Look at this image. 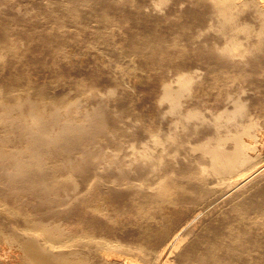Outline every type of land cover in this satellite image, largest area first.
Segmentation results:
<instances>
[{"label":"rangeland","instance_id":"1","mask_svg":"<svg viewBox=\"0 0 264 264\" xmlns=\"http://www.w3.org/2000/svg\"><path fill=\"white\" fill-rule=\"evenodd\" d=\"M92 1L93 0H63V1L62 0H0V44L2 45V46L0 45V54H1L0 55V59H1L0 60L1 61L0 62V64H1L0 65V73H1L0 74V88L3 89V91L5 90L4 91L5 93H10V94L12 93V95L8 99H13V100L16 99L15 95H14V93L16 91H17L16 93L19 96L22 95V98H24L26 95L27 96L29 95V97H31V98L38 99V98H40L41 94L44 96L45 92H46V95H49V96L45 95V97H47L48 99H50L52 97V99H56V100H60V101H65L66 98L68 99L69 96L70 97H73V96L77 97L78 101L80 102V103L78 102L79 105L76 106L77 108H75V110H73L67 114H65L66 111H64V109H61L62 113H61V111H59L62 114L60 117H63L65 114V116H70L71 118L73 117V119H78L81 116L80 118H83L86 126H85V128L80 129L82 132L79 129L75 130L76 128H73L74 129L73 131H72V129L68 130L66 132V134L63 135L65 137V138H63V140L65 139L66 141H61L60 140L61 138L59 140L57 139L58 142L56 140L51 141L50 146L55 148V149L52 148L53 150H55V152H53V150L51 151V153H53L52 157L55 158L54 164L58 165V163H61V164H59V166H57V167H59V170L62 168L64 170H68L70 168V166H72L71 168L75 167V165L73 163V161L75 160L74 162H76V163L78 162L80 164V165L78 163L76 164V166H78V165L80 166V167L79 166L75 167V171L77 170V168H79L76 171V173L77 172H79V173L83 172L81 175L79 173L75 174V177L76 178L78 177L77 179L80 180V182L84 181V182L91 183L94 180H100L102 178H103V182L105 181L103 184H101L102 186H99V188L95 187V189H94L92 186V188L89 189V191H88L89 193L87 192L86 194H89L88 196H89L90 200H85L83 202H80L79 200L78 201H76V200L72 201V199L70 200V198H68V197H65L66 201H64V197H62L63 199H61L62 200L61 201V200L57 199L56 195L51 197L50 199L49 198L46 199V198H44L45 196L43 195V192L45 189H47V187H42V186H40V187H28V188L24 189V191H22L21 189L19 191V187L17 189L12 187V189H11L12 192L9 191L10 193H7L8 190H10L12 183L13 182L16 183L17 182L16 179L17 178L19 179V177L14 179L15 181L13 179L10 180L7 178L6 179L2 178L3 179L2 180L0 178V188L5 187V188H3L4 190L1 188L0 191L1 190L3 192L7 191V192H5L7 194H3L0 196V264H25L24 263L25 261H23V259H21L22 258L21 254H24V253H23L22 249H19L17 242L13 238H9V240L5 239V232L7 231L5 228L9 226L8 222L10 220H12V221L16 220L17 223H21L22 221H20L21 219L19 220L18 217L22 218L20 216L23 213L34 214V215L36 213L39 215L41 214L40 216H42V214L46 215V213H47L46 217H49L50 219L52 218L51 221L49 218L46 219V220H48V222L49 221H50V223L51 222H53V223L58 222L64 228L65 227L67 228L65 230V234H67L66 232H68V229L69 230L73 229L72 231H74V232H72L70 230L72 234L75 233V231H78L76 233H80V229L78 230V228H80L81 223L79 222L80 224H78V222H77L78 220H76V218L83 217L80 219L89 220L91 222V225L93 226L91 228L94 231L93 232L91 230L92 231L91 235H93V233L95 235L92 237L96 238L97 241H98V239H100L99 241L102 242L103 246H105V247L108 246L107 247L108 250L111 249L110 250L111 253L109 254L110 256L108 257L109 258L108 261H112V264H120V263L121 264H166V263H164V261L166 260V257L168 254V249L166 248V251H164V252H162L163 251L162 249L170 242V240H171L170 238H172L173 235L176 233V230H177V227H178V224L180 223V221L185 219L189 215V213L191 212V210L189 209L191 204L187 205L184 203L185 205H182V203H180V199L182 197L187 198V197L194 194L189 189H190V186H192L191 185L192 184L191 176H192V170L195 169V162L190 159L191 152L186 150L187 145L185 146V144L190 143L188 141H190L191 139H192L191 141H193V139H194V141H196L200 138L202 139L204 137V135L208 132V130H209L208 128L210 125H208V127H207V122L211 123V120H212L211 117L216 115V114H214L216 111H215V108L213 109V106L217 108L216 110H219V108H220L219 111H221L222 109H224L226 107V106H224L225 104H224L223 100H224V98H226L225 95H227V93H228V92H226V90L229 91V88H230V90L234 89L235 92L237 91V95H240V93H241V98L244 100L245 106L246 105H247L246 107L249 106L247 109H246V107H244L245 110L243 109V111H246V113L248 114V116L246 118H243L244 119L243 121L248 120L250 114L253 116L252 117L250 115V119L253 122L252 126H251V129H252L251 131H253V132H251V134L253 133L252 135H255L257 133L256 134L257 137L252 136V139H251V137L246 135V136H244V140L246 142H250L253 145V149L251 148L252 150L250 149L249 151H250L251 155L253 154L255 156V154H256V157H254V159L256 161L264 163V118H262V117H264V115H263L264 114V107H263L264 106V101H263L264 100V52H263L264 51V34L259 33V31H260L259 27H260V25L262 26V24H263V23L261 24V22H262L261 19H263V17L260 14H258L259 12L254 9L253 5L251 6V4H248L250 6H248V5L244 6L245 7L244 9L243 8L237 9L236 10L237 13H235V14H237V16L235 15V17H234V19H236L235 21H237L238 24L243 26V24L246 23L245 25H247V27L249 29L240 28L241 30L236 31L235 29H233L234 31H232L229 23L228 24L224 23V21L221 22V18L219 19V15L217 14V12H218L217 6L212 7L215 4L212 0H210V1L209 0H188V1L187 0H184V1L183 0H123V1L122 0H95L93 2ZM207 1H208V4H207ZM63 2H64V4H62ZM137 2L138 3L140 2L141 5H140V3L138 5ZM187 4H188V6H187ZM91 5H92V7H91ZM153 6H155V8H157V9L159 8L160 9V10L158 9L159 12L156 11L157 9L153 11V9H154V8H152ZM73 7H74V9H72ZM160 7H162V8H160ZM104 8H106V9H104ZM51 10H54V11H51ZM98 11H100V12L98 13ZM134 11H135V13H134ZM242 11H244V12H242ZM250 11H252V12H250ZM144 12H145V14H144ZM131 13H132V15H131ZM208 13H209V16H208ZM117 14H118V16H116ZM155 16H156V18H155ZM57 19H59V20H57ZM125 19H127V20L125 21ZM248 19H250V20H248ZM17 21H19V22L17 23ZM59 21H62V22L65 21V22L62 23ZM75 21H77L78 24ZM257 21H259V22H257ZM125 22H126V24H125ZM127 22H128V24H127ZM255 22H256V24H254ZM107 23H108V25H107ZM122 23H124V24H122ZM216 23H217V25H216ZM248 23H251V24H248ZM164 24H166V25H164ZM121 25H122V27H121ZM128 25H130V27ZM93 26H95V27L93 28ZM100 26H101V28H100ZM221 26H223V27H221ZM159 27H160V29H159ZM247 27H245V28H247ZM96 28H98V29H96ZM200 29H202V30H200ZM65 30H67V31H65ZM253 30L256 32H254ZM224 31H225V33H224ZM247 31H250V32H247ZM238 32H239V34H238ZM245 32H246V34H245ZM100 33H103V34H100ZM125 33H127V34H125ZM232 33L234 35L238 36L239 39H241V40L243 39L242 40L243 41L242 44H244L243 47L244 48L246 47L245 48V53H246L245 56H243L244 53H241L242 56L239 54L240 57H239V55H236V57L234 56V58L233 57L230 58L228 53H226V50L223 49V46L226 45V43L229 40V37H230L229 34L231 35ZM163 34H164V36H163ZM197 34H199V36ZM227 34L229 37L227 36ZM248 36H250V37H248ZM21 37H23V38H21ZM125 37H127L128 39ZM80 38H82V39H80ZM94 38H96V39H94ZM257 38H258V40H257ZM172 39L174 40V42ZM197 39H198V41H197ZM41 40H42V42H41ZM88 40H90V41H88ZM191 41H192V43H191ZM258 41H260V42H258ZM159 42L161 44H159ZM13 43L14 44L16 43V44L14 45ZM81 43H82V45H81ZM151 44H153V45H151ZM258 44H259V46H258ZM60 45H62V46H60ZM141 46H143V47H141ZM185 46H186V48H185ZM144 47H145V49H144ZM146 47H148V48H146ZM150 47H152V48H150ZM188 48H190L191 50ZM219 48L222 50L220 51ZM246 49H248V50H246ZM13 50L15 52H13ZM251 50H252V52H251ZM224 51H225V53H224ZM158 52H160V53H158ZM163 52H165V53H163ZM168 52H169V54H168ZM219 52H220V54H219ZM5 53H6V55H5ZM198 54H199V56H198ZM247 55L251 56V57L249 58ZM2 56H3V58H1ZM134 56H135V58H134ZM166 56H168V57H166ZM165 57L168 58L169 60L166 59ZM216 57H218V58H216ZM244 57H246V58H244ZM239 58H240V61H239ZM243 59L249 64L245 63V61ZM151 60H152V62H151ZM250 60L253 62H251ZM196 61H198L199 63ZM179 62H181V63H179ZM232 62L237 63V64H235L237 68L234 67L235 65ZM210 63H212V64H210ZM175 64H176V66H175ZM243 64H245V65H243ZM259 64H260V66H259ZM19 65H21V66H19ZM172 65L174 67L171 68ZM226 65H227V67H226ZM238 65L240 66L239 69H238ZM124 66H125V68H124ZM214 66H216V68ZM231 66H233L235 69L233 67L231 69ZM258 66L260 67V70H259ZM177 68H179V69H177ZM228 68H229V70H228ZM193 69L197 70L200 73V77L199 78L197 77L196 78L197 80L194 78V80H196V81H193L192 84L190 86H188L189 89L186 88V91L185 90L183 91V94H182L183 97L181 96L180 101L182 104L183 103L184 104L180 105V108H179V106L176 107L175 112H173L174 108L173 109L171 108V106L169 105L170 102H166L167 100L165 101V99L162 98V95H161V94H163L162 93L163 92L162 81H165L167 79L169 82L172 81L171 83L175 84L176 81L174 80V77H172L171 75H173V74L175 75L176 70H184V71L192 70V71H194ZM236 69L240 70L238 72L239 73L241 72V74H238ZM11 70H13V71H11ZM20 71H22V72H20ZM88 72H89V74H88ZM167 72H169V73H167ZM219 72H221V73H219ZM123 74H124V76H123ZM169 74H170V76H168ZM202 74H203V76H202ZM237 76H238V78H237ZM5 77H6V79H5ZM225 77H226V79H225ZM231 77L234 78L235 81L233 79H231ZM243 77L246 80H244ZM121 78H124V79H121ZM252 80L254 81V83ZM18 81H19V83H18ZM25 82H26V84H25ZM78 82H79L80 86H79ZM225 82H227V83H225ZM14 83H16V84H14ZM228 83H230L231 86ZM238 83H239V85H238ZM9 84L12 85L11 86L12 88L10 87ZM82 84H83V86H82ZM87 84H88V86H87ZM223 85H225V87ZM34 86H35V88H34ZM47 86L49 87V89ZM94 86H96V87H94ZM91 87H93V88H91ZM85 88H88L89 91ZM81 89H82V91H81ZM104 89H107V91ZM255 89H257V90H255ZM241 90L243 93L241 92ZM66 91L67 92L69 91V92L67 93ZM138 91H140V92H138ZM42 92H44V93H42ZM122 92H123V94H121ZM222 92L223 93L226 92V93L223 94ZM233 92L230 91L229 93L230 94H236ZM107 93H108V95H107ZM247 93H249V94H247ZM70 94L71 95L73 94V95L71 96ZM158 94L161 96H159ZM126 95H127V97H125ZM190 95H191V97H190ZM248 96H250V97H248ZM243 97H245L246 100ZM48 99H46V100H48ZM114 100H116V101H114ZM190 100H191V102H190ZM163 101H164V103H163ZM45 103H46V101H45ZM122 103H124V104H122ZM63 104H64V102H63ZM198 104H200V105H198ZM184 105H186V106H184ZM208 105L211 106V108ZM195 106H196V108H195ZM250 106H251V108H250ZM234 107H232V109ZM194 108L198 109L200 112L205 114L204 115V117L206 116L205 118H208L210 116L209 117L210 121L207 119H205L206 122L204 121L205 122L204 124L206 125V127L203 123H201L202 124L201 126H203V127L200 126L201 129L198 127V130L201 132V134H199L200 132H194L195 130H197V128L194 129V128H189V126L187 127V129L190 131H191V129H193L192 131L194 132L195 137L193 136L192 131H191L192 134L190 136L189 134L191 132H189L187 129L183 130L184 127H186L187 125L183 127L182 123L178 122L179 123L178 124L177 121H175L176 124L172 123L173 121H170L171 119L169 118V117L174 118V120L180 119L181 117L179 115L182 114L183 111H185L187 109H194ZM227 108L228 107H226L225 109H227ZM77 109H79V110H77ZM212 109H213V111H210ZM229 109L230 108H228V110ZM232 109H230V110H232ZM255 109H257V110H255ZM207 111H209V112H207ZM219 111H217L216 113H218ZM243 111L241 110L242 113H243ZM178 112H180L179 115H178ZM86 113L89 116L86 115ZM171 113H173L175 115H173ZM246 113L244 112L242 114V116ZM177 115L179 116V118L177 117ZM239 115H241V113H239ZM13 116H14V118H16L17 117L16 113ZM242 116H240L239 118H242ZM47 117H45V119H46V121L48 120L47 124L50 127L55 126V125L58 127V124L53 123L52 121H50L48 119L50 117H48V118ZM16 121H17V119H13L12 121H9V122L7 121L5 124H0V126H2V127H0V134H1V136L5 135V138L10 137L9 138L11 141L10 143H13L12 141H14L15 144H17V143L21 144V142L23 144L29 138L26 135H25L26 137L24 136V133L21 132L22 131V129L20 128L21 124H19L18 121L17 122ZM49 121H50V123H48ZM10 122H12V125H9ZM247 122L248 121H246L244 123H247ZM159 123H160V125H159ZM185 123H186V121H185ZM248 123H250V120ZM257 123L259 124V126ZM18 124L20 125L19 128H18ZM169 124H171V126ZM87 125H89V126H87ZM121 125H122V127H121ZM172 125L173 126L176 125L177 127L176 128L172 127ZM56 126L53 128H56ZM101 126H103V127H101ZM13 127H15V128L13 129ZM143 127H144V129H143ZM182 127H183V129H182ZM8 128H9V130H8ZM134 128L137 130H135ZM3 129H4V131H3ZM102 129H104L105 131ZM175 129H177V130H175ZM78 130H79V132H78ZM170 130L171 131L175 130V133L179 132L178 134L180 136H178V134L177 135L174 134L176 136L175 137L173 135L174 132L171 133ZM181 130H182V132H181ZM83 131H86V132H83ZM115 131L117 132V134L114 133ZM121 131H123L124 133ZM185 131H188L189 133L185 132ZM16 132H18V133L16 134ZM145 132L149 133V135L146 134ZM163 133L165 136L162 135ZM90 134H92V135H90ZM155 134H157V135H155ZM158 134L160 136H163L162 141H164V143L167 142V143L163 144V146L165 148L160 150V151H163V152H161V155H163V158L165 157L163 159V161H161L162 163L164 161H166L164 163V165L160 162L159 167L157 165L152 166L151 163H149V162L147 165V162L140 163L141 161L137 162L138 165H136L135 164L136 162L135 163L133 162L134 159H133L132 155H136L140 151H143L144 150L143 146H147V145L150 146L149 143L152 142V138H155V137L160 138V136ZM137 135H139V136H137ZM151 135H152V137H151ZM182 135H183V137H182ZM196 136H199V138ZM11 137L15 138V139L11 140L12 139ZM164 137L166 140L167 139H171V140L165 141ZM166 137H168V138H166ZM170 137H172V138H170ZM23 138H24V141L22 140ZM182 138H185V139H183V141H182ZM85 139H86V141H85ZM117 139H118V141H117ZM172 139H174V141ZM175 139H177V140H175ZM109 140H110V142H108ZM179 140H181V141H179ZM252 140H253V142H252ZM144 141H145V143H144ZM170 141H171V143H170ZM86 142H88V144ZM121 142H123V143H121ZM114 143H116V144H114ZM52 144H55L56 147L53 146ZM89 144H92V145L88 146ZM109 145H110V147H109ZM123 145L124 146H132L131 148L133 151H131V150H129V152L126 150L123 151L122 149H125L123 147ZM149 149H151V151H153L152 146L149 147ZM70 150H71V152H69ZM134 150H135V153H132V152H134ZM181 150H184V151H181ZM82 151H84V152H82ZM88 152H90V153H88ZM110 152L112 155L110 154ZM113 152L116 153L118 158L116 156H114L115 154L113 155ZM119 152H121V153H119ZM125 152H128V153L125 154ZM187 152L189 155L187 154ZM97 153L99 156L97 155ZM103 153H104V155H103ZM56 154L59 155V158ZM166 154H167V156L168 155H170V156L167 157ZM179 154L181 157H178ZM76 155H78V156H76ZM94 155H96V156H94ZM106 155H108V159L106 158L107 157ZM176 155H178V156H176ZM83 156L85 157L84 161L82 159ZM99 157L101 159H98V161L95 160ZM114 157L117 159H115ZM119 157H121L122 159ZM171 157H173L174 159L172 160ZM91 158L92 159L94 158V159L92 160ZM168 158H171V159L168 160ZM176 158L179 160L180 163L178 162V160ZM77 159H79V160H77ZM100 160H102L101 161L102 163L100 162ZM131 160L133 163L131 162ZM68 161H70V162H68ZM81 161H83V162H81ZM80 162L83 164H81ZM98 162L100 165L98 164ZM121 162L122 163L124 162L127 164L129 162H131V163H129L127 165L128 169L127 168L123 169V167L120 168V165L122 164ZM69 163L73 164V165H70L68 167ZM183 163L185 166L183 165ZM63 164L65 165V167L61 168L60 165L63 166ZM170 164H171V166H170ZM176 164H178V167ZM88 165H90V166L88 167ZM94 165H95V167H94ZM96 165H97V167H96ZM129 165H131L133 167H131ZM175 165L177 168L175 167ZM84 166H86V167H84ZM101 166H104V167H101ZM116 166L118 167V168H116V169H118V171L115 170ZM181 166L182 167L184 166L183 167L184 169H182ZM66 167H68V169H66ZM81 167L83 168V171H82ZM129 167H131V169L133 168L131 170L132 172L129 170L130 169ZM156 167L159 169H157ZM160 167H162V168L160 169ZM172 167H174V169H172ZM50 168H52V169H50ZM50 168H49V170L47 169L48 172L45 170L44 173H52L55 170V168L53 169V167H50ZM92 168H93V170H92ZM98 168H101L102 173L97 172ZM180 168H181V170H179ZM119 169H121L122 171ZM50 171H52V172H50ZM103 171H104V173H103ZM126 171L128 172V174ZM28 173L29 172L25 173L24 177L21 176L22 179H25V175ZM86 173H88V174L92 173V174L86 175ZM95 173L98 176H96ZM189 173H191V174H189ZM30 174H33V173L30 172ZM30 174H28V176L26 175V178L29 177ZM159 174L164 175V177H162L161 179L168 180V178H169V179H173L177 183L179 182V185L181 184L180 186H182V188L180 190L170 189L166 192V194L165 193L158 194V192H156V191L158 190V187H159V181L157 180L156 176ZM121 175H122V177H121ZM171 175H172V177H171ZM17 183H19V182H17ZM109 183L111 184V186H107V184H109ZM6 184L8 185L7 187H6ZM149 184L151 185L150 186L151 189L147 188L149 186ZM103 185H105V186H103ZM252 185H254L253 187L251 186L253 193H254L255 189H257V190L255 191L254 196L252 195L253 193L251 194L252 191H250V194L252 195V197H251L252 199L251 198L250 199L252 200V202H254V203L259 202V203H262V205L264 206V204H263L264 203V184L261 187H260V185H258V188H257V185H255V183ZM107 187H109V189ZM7 188H9V189L6 190ZM40 188H44V190L40 189ZM111 189H113V191ZM15 190H16V192H15ZM94 190H95V192H94ZM97 190H98V192H97ZM96 192H97V194H96ZM11 193H13V195H11ZM19 193L24 195L23 199H27V201L32 200V202H34L35 204L37 203L36 207L35 208L34 207L26 208L23 211H21L17 208L14 209V206H13L15 204L14 196H16L17 198H19V196H20V199L22 198V195H19ZM8 194H10L11 197L7 196ZM90 195L91 196L93 195V196L90 198ZM68 199H69V202H68ZM56 200H59V201H56ZM62 203H64V204H62ZM92 203H94V204H92ZM137 203H139V204L137 205ZM84 204H86V205H84ZM73 205H74V207H73ZM91 205H93L94 207H92ZM231 205H232V209H231V207H229L230 209L228 208V211L224 210L226 213L224 211L223 212L218 211V212H214V213L208 215L206 217V219H204L200 223V225L194 229L195 232L193 231L192 234L190 233L189 235H187V237L184 239L183 245L181 247V251H182L181 258H184V257H186V258H184L185 260L182 259V261L179 258L178 260L181 261V263L180 262L178 263L177 262L178 260L177 261L175 260L177 262V264H186V262H184V261H188L189 263H187V264H190L189 260L193 259L195 257H196L195 259L191 260L192 264H194V263L195 264H207V263L210 264V262L212 264V258H215V255L220 252L221 248L226 243V241L230 240V236H232V234L237 231V229H238L237 225L239 224L240 225L239 227H241L242 223L245 221L244 218L242 219L243 216L240 215L236 211L235 206L233 204H231ZM11 207L14 210L10 209ZM47 208L49 211L47 210ZM37 209H38V211H37ZM52 211H54V212H52ZM48 213L50 215L55 214L54 218L48 216ZM15 214H17V215H15ZM223 214H225V215H223ZM227 214H229V215H227ZM254 214L255 213H253V216L257 215V214H255V215ZM74 215H75V217H74ZM250 215L252 216V214H250ZM232 216H233V218H232ZM4 218H5V220H4ZM68 219H69V221H68ZM75 220H76V222H75ZM230 222L232 223V225ZM263 222H264V220H263ZM233 224H234V226H233ZM235 224H237V225H235ZM263 224L261 225V227L263 226L262 227L263 230H262V228L260 230L261 236L264 235L263 234V232H264V225ZM5 225H8V226H5ZM94 227L96 229H94ZM231 227H233V229ZM251 227L253 228V226H250V228ZM252 228L250 229V233H251V230H253L255 227L253 229ZM70 231L68 232V234H69V237H71V238L73 237L72 239L77 238L78 236L81 235V234H78V236H77V234L75 233L72 236ZM252 232L253 233L251 236L249 235L250 233H248V236H249L248 238H250V239L252 238V241L256 240L257 242L251 241V243H252V245H254V247L253 246L251 247V245H249V247L253 248V250L258 249V251H256V250L255 251L258 253L260 252L259 254H261V256L263 257V258L261 257L262 258L261 260L264 261V250H263L264 249L263 248L264 247V241H263L264 236H262V238H261L260 234L256 235V232L255 233H254V231H252ZM74 235L77 237H75ZM91 235L87 234V235H83V236L84 237L88 236L87 240L88 239L94 240V238H90ZM253 235H254V237H253ZM65 236L69 239L68 235H65ZM71 238H70V240H71ZM253 238L255 240H253ZM74 240H76V239H74ZM261 240H262V242H261ZM103 242H105V243H103ZM258 242H260L261 244ZM251 243L249 241V244H251ZM256 247H258V248H256ZM160 252H162V256L156 258L155 256L158 255ZM190 255H191V257H190ZM124 257H126L125 260H124ZM176 262H173V263L176 264ZM199 262H201V263H199Z\"/></svg>","mask_w":264,"mask_h":264},{"label":"bare ground","instance_id":"2","mask_svg":"<svg viewBox=\"0 0 264 264\" xmlns=\"http://www.w3.org/2000/svg\"><path fill=\"white\" fill-rule=\"evenodd\" d=\"M63 1V0H62ZM95 1V0H93ZM92 1V2H93ZM123 1V0H122ZM184 1V0H183ZM188 1V0H187ZM210 1V0H209ZM215 4L212 6V7H215L217 6V14L219 15V19L221 18V22L224 21V23H229L230 24V27L232 29V31H234L233 29H235L236 31L237 30H241L240 28H243V29H249L247 27V25H245L246 23L242 25L238 24L237 21H235L236 19H234L235 15L237 16V9L239 8H245L244 6H247L248 4H251V6L253 5L254 9L256 11H258L263 19L261 24L262 26L260 25L259 29V33L261 34H264V0H212ZM211 1V2H212ZM56 2V1H55ZM83 2V1H82ZM154 2V1H153ZM212 2V3H213ZM50 3V2H49ZM138 3V2H137ZM140 3V2H139ZM138 3V5H139ZM156 3V2H155ZM192 3V2H191ZM64 4V2L62 3ZM88 4V3H87ZM207 4H208V1H207ZM141 5V3H140ZM152 5V4H151ZM155 5V4H154ZM193 5V4H192ZM76 6V5H75ZM165 6V5H164ZM188 6V4H187ZM186 6V7H187ZM250 6V5H248ZM90 7V6H89ZM92 7V5H91ZM185 7V8H186ZM47 8V7H46ZM65 8V7H64ZM86 8V7H85ZM152 8L153 11L156 10L157 8H155V6H153ZM162 8V7H160ZM44 9V8H43ZM71 9V8H70ZM74 9V7L72 8ZM106 9V8H104ZM147 9V8H146ZM151 9V8H150ZM159 9V8H158ZM158 9L156 11H158ZM165 9V8H164ZM188 9V8H187ZM252 9V8H251ZM60 10V9H59ZM76 10V9H75ZM74 10V11H75ZM144 10V9H143ZM149 10V9H148ZM160 10V9H159ZM163 10V9H162ZM166 10V9H165ZM249 10V9H248ZM51 11H54V10H51ZM61 11V10H60ZM152 11V12H153ZM254 11V10H253ZM6 12V11H5ZM73 12V11H72ZM100 11H98L99 13ZM103 12V11H102ZM112 12V11H111ZM140 12V11H139ZM146 12V11H145ZM144 12V14H145ZM159 12V11H158ZM162 12V11H161ZM186 12V11H185ZM210 12V11H209ZM239 12V11H238ZM244 12V11H242ZM252 12V11H250ZM71 13V12H70ZM77 13V12H76ZM106 13V12H105ZM123 13V12H122ZM135 13V11H134ZM151 13V12H150ZM188 13V12H187ZM241 13V12H240ZM91 14V13H90ZM109 14V13H108ZM125 14V13H124ZM129 14V13H128ZM127 14V15H128ZM212 14V13H211ZM243 14V13H242ZM252 14V13H251ZM255 14V13H254ZM66 15V14H65ZM73 15V14H72ZM97 15V14H96ZM132 15V13H131ZM130 15V16H131ZM157 15V14H156ZM166 15V14H165ZM213 15V14H212ZM69 16V15H68ZM74 16V15H73ZM77 16V15H76ZM92 16V15H91ZM111 16V15H110ZM118 16V14L116 15ZM139 16V15H138ZM164 16V15H163ZM208 16H209V13H208ZM215 16V15H214ZM252 16V15H251ZM250 16V17H251ZM78 17V16H77ZM90 17V16H89ZM94 17V16H93ZM107 17V16H106ZM122 17V16H121ZM120 17V18H121ZM213 17V16H212ZM7 18V17H6ZM131 18V17H130ZM141 18V17H140ZM156 18V16H155ZM167 18V17H166ZM206 18V17H205ZM208 18V17H207ZM253 18V17H252ZM256 18V17H255ZM51 19V18H50ZM108 19V18H107ZM145 19V18H144ZM153 19V18H152ZM216 19V18H215ZM218 19V18H217ZM245 19V18H244ZM9 20V19H8ZM49 20V19H48ZM59 20V19H57ZM61 20V19H60ZM90 20V19H89ZM127 19H125L126 21ZM250 20V19H248ZM86 21V20H85ZM100 21V20H99ZM98 21V22H99ZM119 21V20H118ZM124 21V20H123ZM211 21V20H210ZM239 21V20H238ZM255 21V20H254ZM11 22V21H10ZM16 22V21H15ZM19 21H17L18 23ZM59 22H62V21H59ZM58 22V23H59ZM65 22V21H63ZM62 22V23H63ZM68 22V21H67ZM77 24L78 22L75 21ZM131 22V21H130ZM168 22V21H167ZM213 22V21H212ZM216 22V21H215ZM247 22V21H246ZM259 22V21H257ZM57 23V22H56ZM112 23V22H111ZM214 23V22H213ZM223 23V24H224ZM6 24V23H5ZM60 24V23H59ZM84 24V23H83ZM116 24V23H115ZM124 24V23H122ZM126 24V22H125ZM128 24V22H127ZM167 24V23H166ZM164 24V25H166ZM221 24V23H220ZM248 24H251V23H248ZM256 24V22L254 23ZM75 25V24H74ZM94 25V24H93ZM108 25V23H107ZM119 25V24H118ZM131 25V24H130ZM130 25H128L130 27ZM206 25V24H205ZM204 25V26H205ZM211 25V24H210ZM214 25V24H213ZM217 25V23H216ZM245 25V26H244ZM13 26V25H12ZM69 26V25H68ZM67 26V27H68ZM189 26V25H188ZM198 26V25H197ZM227 26V25H226ZM254 26V25H253ZM257 26V25H256ZM95 26H93L94 28ZM122 27V25H121ZM200 27V26H199ZM223 27V26H221ZM225 27V26H224ZM247 27V28H245ZM250 27V26H249ZM255 27V26H254ZM20 28V27H19ZM74 28V27H73ZM101 28V26H100ZM124 28V27H123ZM122 28V29H123ZM197 28V27H196ZM13 29V28H12ZM84 29V28H83ZM86 29V28H85ZM88 29V28H87ZM98 29V28H96ZM128 29V28H127ZM160 29V27H159ZM162 29V28H161ZM230 29V30H231ZM252 29V28H251ZM16 30V29H15ZM82 30V29H81ZM91 30V29H90ZM89 30V31H90ZM191 30V29H190ZM202 30V29H200ZM206 30V29H205ZM228 30V29H227ZM229 30V31H230ZM18 31V30H17ZM67 31V30H65ZM64 31V32H65ZM83 31V30H82ZM95 31V30H94ZM118 31V30H117ZM124 31V30H123ZM148 31V30H147ZM160 31V30H159ZM162 31V30H161ZM214 31V30H213ZM219 31V30H218ZM228 31V32H229ZM251 31V30H250ZM250 31H247V32H250ZM254 31V30H253ZM19 32V31H18ZM41 32V31H40ZM48 32V31H47ZM80 32V31H79ZM109 32V31H108ZM121 32V31H120ZM127 32V31H126ZM133 32V31H132ZM152 32V31H151ZM201 32V31H200ZM215 32V31H214ZM242 32V31H241ZM256 32V31H254ZM21 33V32H20ZM19 33V34H20ZM91 33V32H90ZM123 33V32H122ZM139 33V32H138ZM167 33V32H166ZM169 33V32H168ZM196 33V32H195ZM210 33V32H209ZM225 33V31H224ZM244 33V32H243ZM253 33V32H252ZM16 34V33H15ZM14 34V35H15ZM23 34V33H22ZM80 34V33H79ZM86 34V33H85ZM100 34H103V33H100ZM107 34V33H106ZM121 34V33H120ZM127 34V33H125ZM142 34V33H141ZM161 34V33H160ZM191 34V33H190ZM202 34V33H201ZM233 34V33H232ZM230 35L227 36L229 37V40L228 42L226 43V45L223 46V49L226 50V53H228V55L231 57L234 58V56L236 57V55H241V53H244L243 56H245V48L243 47L244 44L243 43V39H239L238 36L236 35ZM239 34V32H238ZM237 34V35H238ZM246 34V32H245ZM257 34V33H256ZM5 35V34H4ZM137 35V34H136ZM170 35V34H169ZM176 35V34H175ZM199 36V34H197ZM18 36V35H17ZM27 36V35H26ZM30 36V35H29ZM39 36V35H38ZM55 36V35H54ZM164 36V34H163ZM168 36V35H167ZM195 36V35H194ZM57 37V36H56ZM128 37V36H127ZM125 37V38H127ZM172 37V36H171ZM176 37V36H175ZM246 37V36H245ZM250 37V36H248ZM247 37V38H248ZM257 37V36H256ZM263 37V36H262ZM23 38V37H21ZM31 38V37H30ZM58 38V37H57ZM74 38V37H73ZM90 38V37H89ZM196 38V37H195ZM242 38V37H241ZM246 38V39H247ZM82 39V38H80ZM96 39V38H94ZM128 39V38H127ZM154 39V38H153ZM170 39V38H169ZM175 39V38H174ZM177 39V38H176ZM201 39V38H200ZM256 39V38H255ZM17 40V39H16ZM75 40V39H74ZM85 40V39H84ZM113 40V39H112ZM173 40V39H172ZM226 40V39H225ZM258 40V38H257ZM60 41V40H59ZM71 41V40H70ZM73 41V40H72ZM90 41V40H88ZM134 41V40H133ZM198 41V39H197ZM251 41V40H250ZM42 42V40H41ZM45 42V41H44ZM48 42V41H47ZM61 42V41H60ZM100 42V41H99ZM111 42V41H110ZM139 42V41H138ZM142 42V41H141ZM171 42V41H170ZM174 42V40H173ZM195 42V41H194ZM201 42V41H200ZM253 42V41H252ZM260 42V41H258ZM262 42V41H261ZM7 43V42H6ZM11 43V42H10ZM54 43V42H53ZM92 43V42H91ZM102 43V42H101ZM192 43V41H191ZM257 43V42H256ZM263 43V42H262ZM12 44V43H11ZM14 44V43H13ZM16 44V43H15ZM14 44V45H15ZM110 44V43H109ZM132 44V43H131ZM134 44V43H133ZM138 44V43H137ZM159 44H161L159 42ZM174 44V43H173ZM197 44V43H196ZM249 44V43H248ZM1 45V44H0ZM10 45V44H9ZM45 45V44H44ZM68 45V44H67ZM82 45V43H81ZM153 45V44H151ZM163 45V44H162ZM177 45V44H176ZM182 45V44H181ZM191 45V44H190ZM247 45V44H246ZM250 45V44H249ZM256 45V44H255ZM2 46V45H1ZM11 46V45H10ZM13 46V45H12ZM62 46V45H60ZM59 46V47H60ZM105 46V45H104ZM117 46V45H116ZM125 46V45H124ZM137 46V45H136ZM157 46V45H156ZM180 46V45H179ZM196 46V45H195ZM201 46V45H200ZM259 46V44H258ZM263 46V45H262ZM54 47V46H53ZM84 47V46H83ZM113 47V46H112ZM129 47V46H128ZM143 47V46H141ZM171 47V46H170ZM190 47V46H189ZM218 47V46H217ZM249 47V46H248ZM256 47V46H255ZM11 48V47H10ZM9 48V49H10ZM132 48V47H131ZM137 48V47H136ZM148 48V47H146ZM152 48V47H150ZM169 48V47H168ZM176 48V47H175ZM186 48V46H185ZM221 48V47H220ZM219 48V49H220ZM5 49V48H4ZM8 49V48H7ZM119 49V48H118ZM128 49V48H127ZM143 49V48H142ZM145 49V47H144ZM162 49V48H161ZM160 49V50H161ZM165 49V48H164ZM183 49V48H182ZM190 49V48H188ZM218 49V50H219ZM258 49V48H257ZM256 49V50H257ZM63 50V49H62ZM91 50V49H90ZM93 50V49H92ZM147 50V49H146ZM191 50V49H190ZM200 50V49H199ZM213 50V49H212ZM215 50V49H214ZM217 50V51H218ZM222 49H220L221 51ZM248 50V49H246ZM254 50V49H253ZM57 51V50H56ZM55 51V52H56ZM144 51V50H143ZM158 51V50H157ZM164 51V50H163ZM177 51V50H176ZM182 51V50H181ZM13 52H15L13 50ZM24 52V51H23ZM29 52V51H28ZM92 52V51H91ZM113 52V51H112ZM121 52V51H120ZM171 52V51H170ZM191 52V51H190ZM223 52V51H222ZM252 52V50H251ZM264 52V51H263ZM2 53V52H1ZM7 53V52H6ZM5 53V55H6ZM12 53V52H11ZM10 53V54H11ZM59 53V52H58ZM105 53V52H104ZM145 53V52H144ZM160 53V52H158ZM162 53V52H161ZM165 53V52H163ZM175 53V52H174ZM179 53V52H178ZM177 53V54H178ZM195 53V52H194ZM198 53V52H197ZM216 53V52H215ZM225 53V51H224ZM248 53V52H247ZM257 53V52H256ZM261 53V52H260ZM9 54V55H10ZM64 54V53H63ZM66 54V53H65ZM112 54V53H111ZM135 54V53H134ZM154 54V53H153ZM169 54V52H168ZM220 54V52H219ZM1 55V54H0ZM152 55V54H151ZM172 55V54H171ZM182 55V54H181ZM227 55V56H228ZM239 55V57H240ZM259 55V54H258ZM22 56V55H21ZM66 56V55H65ZM106 56V55H105ZM113 56V55H112ZM111 56V57H112ZM136 56V55H135ZM134 56V58H135ZM160 56V55H159ZM180 56V55H179ZM190 56V55H189ZM199 56V54H198ZM214 56V55H213ZM222 56V55H221ZM248 56V55H247ZM14 57V56H13ZM19 57V56H18ZM109 57V56H108ZM152 57V56H151ZM162 57V56H161ZM168 57V56H166ZM165 57V58H166ZM171 57V56H170ZM182 57V56H181ZM192 57V56H191ZM249 58L251 56H248ZM3 58V56L1 57ZM6 58V57H5ZM218 58V57H216ZM246 58V57H244ZM7 59V58H6ZM9 59V58H8ZM110 59V58H109ZM162 59V58H161ZM168 59V58H166ZM254 59V58H253ZM1 60V59H0ZM145 60V59H144ZM165 60V59H164ZM169 60V59H168ZM202 60V59H201ZM220 60V59H219ZM218 60V61H219ZM242 60V59H241ZM244 60V59H243ZM249 60V59H248ZM255 60V59H254ZM7 61V60H6ZM23 61V60H22ZM30 61V60H29ZM106 61V60H105ZM166 61V60H165ZM171 61V60H170ZM177 61V60H176ZM183 61V60H182ZM230 61V60H229ZM232 61V60H231ZM234 61V60H233ZM239 61H240V58H239ZM245 61V60H244ZM251 61V60H250ZM1 62V61H0ZM5 62V61H4ZM13 62V61H12ZM152 62V60H151ZM154 62V61H153ZM158 62V61H157ZM175 62V61H174ZM198 62V61H196ZM216 62V61H215ZM227 62V61H226ZM243 62V61H242ZM253 62V61H251ZM8 63V62H7ZM10 63V62H9ZM156 63V62H155ZM163 63V62H162ZM168 63V62H167ZM181 63V62H179ZM199 63V62H198ZM218 63V62H217ZM233 63V62H232ZM245 63H247L245 61ZM257 63V62H256ZM28 64V63H27ZM150 64V63H149ZM169 64V63H168ZM212 64V63H210ZM229 64V63H228ZM234 65L237 64L236 62L233 63ZM232 64V65H233ZM242 64V63H241ZM249 64V63H247ZM1 65V64H0ZM125 65V64H124ZM144 65V64H143ZM188 65V64H187ZM215 65V64H214ZM219 65V64H218ZM225 65V64H224ZM233 65V66H234ZM245 65V64H243ZM256 65V64H255ZM8 66V65H7ZM21 66V65H19ZM114 66V65H113ZM147 66V65H146ZM153 66V65H152ZM163 66V65H162ZM167 66V65H166ZM176 66V64H175ZM178 66V65H177ZM213 66V65H212ZM222 66V65H221ZM231 66V69L232 67ZM249 66V65H248ZM260 66V64H259ZM258 66V67H259ZM159 67V66H158ZM174 67L173 65L171 66V68ZM190 67V66H189ZM199 67V66H198ZM211 67V66H210ZM216 68V66H214ZM218 67V66H217ZM227 67V65H226ZM229 67V66H228ZM236 67V65L234 66ZM233 67V68H234ZM239 65H238V69H239ZM257 67V66H256ZM7 68V67H6ZM114 68V67H113ZM112 68V69H113ZM123 68V67H122ZM121 68V69H122ZM125 68V66H124ZM146 68V67H145ZM167 68V67H166ZM176 68V67H175ZM185 68V67H184ZM212 68V67H211ZM237 68V67H236ZM242 68V67H241ZM255 68V67H254ZM22 69V68H21ZM26 69V68H25ZM174 69V68H173ZM179 69V68H177ZM189 69V68H188ZM235 69V68H234ZM253 69V68H252ZM142 70V69H141ZM157 70V69H156ZM160 70V69H159ZM163 70V69H162ZM166 70V69H165ZM164 70V71H165ZM194 70V69H193ZM199 70V69H198ZM227 70V69H226ZM229 70V68H228ZM237 70V69H236ZM235 70V71H236ZM258 70V69H257ZM259 70H260V67H259ZM13 71V70H11ZM123 71V70H122ZM158 71V70H157ZM168 71V70H167ZM188 70V71H184V70H176L175 72V75H171L172 77H174V80L176 81L175 84L171 83L172 81H168L167 79L165 81H162V87H163V94L162 95V98L165 99L166 102H170L169 105L171 106V108L173 109L174 108V111L175 112V108L179 106L180 108V105H183L180 101V98L183 94V91L185 90L186 91V88L189 89L188 86H190L192 84L193 81H196L197 77L199 78L200 77V73L197 71V70ZM220 71V70H219ZM240 71V70H237V72ZM22 72V71H20ZM121 72V71H120ZM156 72V71H155ZM163 72V71H162ZM170 72V71H169ZM167 72V73H169ZM227 72V71H226ZM243 72V71H242ZM253 72V71H252ZM256 72V71H255ZM263 72V71H262ZM78 73V72H77ZM126 73V72H125ZM137 73V72H136ZM158 73V72H157ZM166 73V74H167ZM173 73V72H172ZM221 73V72H219ZM224 73V72H223ZM232 73V72H231ZM234 73V72H233ZM257 73V72H256ZM255 73V74H256ZM1 74V73H0ZM16 74V73H15ZM89 74V72H88ZM120 74V73H119ZM128 74V73H127ZM153 74V73H152ZM238 74H241V72ZM73 75V74H72ZM104 75V74H103ZM110 75V74H109ZM162 75V74H161ZM164 75V74H163ZM237 75V74H236ZM94 76V75H93ZM124 76V74H123ZM170 76V74L168 75ZM196 76V77H195ZM203 76V74H202ZM239 76V75H238ZM237 76V78H238ZM259 76V75H258ZM261 76V75H260ZM20 77V76H19ZM73 77V76H72ZM104 77V76H103ZM171 77V78H172ZM235 77V76H234ZM253 77V76H252ZM71 78V77H70ZM108 78V77H107ZM110 78V77H109ZM156 78V77H155ZM164 78V77H163ZM194 78L196 80H194ZM244 78V77H243ZM6 79V77H5ZM59 79V78H58ZM89 79V78H88ZM104 79V78H103ZM121 79H124V78H121ZM120 79V80H121ZM215 79V78H214ZM226 79V77H225ZM231 79L234 80V78L231 77ZM249 79V78H248ZM27 80V79H26ZM77 80V79H76ZM84 80V79H83ZM118 80V79H117ZM155 80V79H154ZM232 80V81H233ZM237 80V79H236ZM244 80H246L244 78ZM4 81V80H3ZM6 81V80H5ZM58 81V80H57ZM90 81V80H89ZM98 81V80H97ZM106 81V80H105ZM157 81V80H156ZM235 81V80H234ZM241 81V80H240ZM253 81V80H252ZM71 82V81H70ZM80 82V81H79ZM78 82V84H79ZM114 82V81H113ZM237 82V81H236ZM235 82V83H236ZM13 83V82H12ZM19 83V81H18ZM23 83V82H22ZM29 83V82H28ZM68 83V82H67ZM82 83V82H81ZM94 83V82H93ZM92 83V84H93ZM120 83V82H119ZM224 83V82H223ZM227 83V82H225ZM231 83V82H230ZM228 83V84H230ZM233 83V82H232ZM254 83V81H253ZM16 84V83H14ZM26 84V82H25ZM59 84V83H58ZM57 84V85H58ZM72 84V83H71ZM75 84V83H74ZM84 84V83H83ZM82 84V86H83ZM116 84V83H115ZM125 84V83H124ZM10 85V84H9ZM23 85V84H22ZM30 85V84H29ZM38 85V84H37ZM66 85V84H65ZM73 85V84H72ZM95 85V84H94ZM110 85V84H109ZM222 85V84H221ZM220 85V86H221ZM233 85V84H232ZM239 85V83H238ZM12 85H10L11 87ZM24 86V85H23ZM64 86V85H63ZM68 86V85H67ZM71 86V85H70ZM80 86V84H79ZM88 86V84H87ZM92 86V85H91ZM120 86V85H119ZM126 86V85H125ZM225 87V85H223ZM231 86V84H230ZM234 86V85H233ZM9 87V88H10ZM43 87V86H42ZM48 87V86H47ZM57 87V86H56ZM73 87V86H72ZM85 87V86H84ZM96 87V86H94ZM107 87V86H106ZM127 87V86H126ZM239 87V86H238ZM245 87V86H244ZM243 87V88H244ZM12 88V87H11ZM35 88V86H34ZM44 88V87H43ZM93 88V87H91ZM109 88V87H108ZM184 88V89H183ZM223 88V87H222ZM227 88V87H226ZM242 88V87H241ZM251 88V87H250ZM259 88V87H258ZM1 89V88H0ZM29 89V88H28ZM37 89V88H36ZM49 89V87H48ZM84 89V88H83ZM88 90V88H85ZM136 89V88H135ZM8 90V89H7ZM14 90V89H13ZM18 90V89H17ZM20 90V89H19ZM31 90V89H30ZM34 90V89H33ZM58 90V89H57ZM91 90V89H90ZM107 91V89H104ZM137 90V89H136ZM193 90V89H192ZM236 90V89H235ZM238 90V89H237ZM246 90V89H245ZM257 90V89H255ZM263 90V89H262ZM0 124H5L7 121H12L13 119H17L18 123L21 124V127L20 125L18 124V128L20 127L22 129L21 132L24 133V136L26 135L29 139L27 141H25V143L22 144H15L14 141H12L13 143H10V137H6L5 138V135H2L0 134V178L2 179H16L17 177H19V179L17 178V182L19 183H12L11 185V188L10 190H8L9 188H7L5 192L7 193H10L12 192L11 189L12 187L13 188H18L19 187V191L20 189L22 191H24V189L28 188V187H47V189L44 190V188H40V189H43L44 192H43V195L45 196L44 198H51L53 196H57V199L61 200L63 199L62 197H64V201L65 200V197H68L70 198V200L72 199L73 200H76V201H80V202H83L85 200H90L89 199V194H86L90 188H93L95 189V187H98L99 186H102L101 184H103V178L100 179V180H94L92 181L91 183H88V182H80V180H78L76 177H75V174L79 173L76 171L79 169L77 168V170L75 171V167H78L76 166V162L73 161L75 167L71 168L72 166L70 165H73V164H70L68 165V167L70 166V168L68 169V167H66V169L68 170H64L62 167H65V165L63 164V166L60 165V167L62 169L59 170V164L61 163H58V165L54 164V160L55 158L52 157L53 153H51V151L53 149H55L54 147L50 146V143L52 140H56L58 142V140L60 139L61 141H66L65 139L63 140V138H65L63 135L66 134V132L70 129H72V131L74 130L73 128H76L75 130L77 129H83L85 128L86 124H85V121L83 120V118H78V119H73V117L71 118L70 116H65V114L67 113H70L71 111L75 110V108H77L76 106H78V98L77 97H68V99L66 98L65 101H60V100H56V99H52V97L50 99H48L47 97H45L46 95V92H45V95L43 96L41 93V96L40 98L38 99H35V98H31L29 97V95L25 96L24 98H22V95H18L16 92L14 93L15 95V100L13 99H8L12 93H5L3 91V89L0 90ZM9 91V90H8ZM12 91V90H11ZM10 91V92H11ZM60 91V90H59ZM82 91V89H81ZM89 91V90H88ZM122 91V90H121ZM126 91V90H125ZM141 91V90H140ZM138 91V92H140ZM224 91V90H223ZM230 91H234L233 90H230L229 88V91L226 90L227 95H225L226 98H224L223 102H224V106L232 109V107H234L232 110H228L227 109H222L221 111L220 108L219 110H216L217 108L213 106V109L215 108V111H219L218 113H215L216 114L215 116H212V120H211V123L210 122H207V127L208 125L209 126V130L208 132L204 135V137L201 139H198L196 141H188L190 143H186L185 146L188 148H186V150L190 151L191 152V157L190 159L192 161L195 162V169L192 170V176H191V179H192V186H190V191L192 193H194L193 195L185 198V197H182L180 199V203H182V205H185V204H191L190 206V210L191 212L189 213V215L183 219L182 221H180V223L178 224V227H177V230H176V233L173 235L172 238H170V242L162 249L164 251H166V248L168 249V254H167V257H166V260L164 261V263H168V264H172L173 262H176L179 258L181 259H184V258H181V254H182V251H181V247L183 245V242H184V239L187 237V235H189L190 233L192 234V232L194 231V229L196 227H198L200 225V223L206 219V217L214 212H218V211H228V208L231 207L232 209V205L233 204L236 208V211L242 215V219L244 218L245 221L242 223V226L239 227L240 225L238 224H235L237 225L238 229L236 232H234L232 234V236H230V240L229 241H226V243L223 245V247L221 248L220 252L218 254L215 255V258H212V264L216 263V264H264V261H262L261 259L263 258L261 256V254H259L258 252V249L255 251L253 250V248H250L249 245H251V247L254 245H252L251 241H252V238H248V233H250V226H253V230H251V233L249 234L250 236L252 235V231H254V233L256 232V235L260 234L261 236V225L264 223L263 220H264V206L262 205V203H259V202H252V195L254 196V193L257 189H253L254 190V193L251 189V186L253 187L255 183V185H257V188H258V185L263 186L264 184V163L263 162H259V161H256L254 159V157H256V154L255 156L251 153H250V149L252 148L253 149V145L250 143V142H246L244 140V136H249L251 137L252 139V136L255 137V135H252L251 131V126H252V120L250 119V115H249V119L246 120L249 122L250 120V123H244L246 121H243L244 119L243 118H246L248 116V114L246 113V111H243V109L245 110L244 107L245 106V102L244 100L241 98V93L240 95H237V91L233 92V93H236V94H230L229 92ZM261 91V90H260ZM26 92V91H25ZM38 92V91H37ZM48 92V91H47ZM53 92V91H52ZM67 92V91H66ZM69 92V91H68ZM67 92V93H68ZM72 92V91H71ZM117 92V91H116ZM119 92V91H118ZM132 92V91H131ZM191 92V91H190ZM189 92V93H190ZM225 92V93H226ZM242 92V90H241ZM245 92V91H244ZM34 93V92H33ZM44 93V92H42ZM64 93V92H63ZM223 93V92H222ZM223 93V94H225ZM243 93V92H242ZM256 93V92H255ZM263 93V92H262ZM49 94V93H48ZM60 94V93H59ZM123 94V92L121 93ZM139 94V93H138ZM217 94V93H216ZM222 94V95H223ZM239 94V93H238ZM249 94V93H247ZM251 94V93H250ZM261 94V93H260ZM71 95V94H70ZM73 95V94H72ZM71 95V96H72ZM103 95V94H102ZM108 95V93H107ZM159 95V94H158ZM159 95V96H161ZM196 95V94H195ZM246 95V94H245ZM244 95V96H245ZM38 96V95H37ZM46 96H49V95H46ZM158 96V97H159ZM185 96V95H184ZM188 96V95H187ZM262 96V95H261ZM48 99V100H46ZM58 97V96H57ZM105 97V96H104ZM114 97V96H113ZM117 97V96H116ZM121 97V96H120ZM119 97V98H120ZM127 97V95L125 96ZM131 97V96H130ZM140 97V96H139ZM183 97V96H182ZM191 97V95H190ZM250 97V96H248ZM14 98V97H13ZM155 98V97H154ZM161 98V99H162ZM189 98V97H188ZM245 98V97H243ZM35 99V100H34ZM133 99V98H132ZM186 99V98H185ZM46 103H45V101ZM155 100V99H154ZM187 100V99H186ZM214 100V99H213ZM219 100V99H218ZM217 100V101H218ZM246 100V98H245ZM256 100V99H255ZM262 100V99H261ZM260 100V101H261ZM60 101V102H59ZM110 101V100H109ZM116 101V100H114ZM142 101V100H141ZM185 101V100H184ZM193 101V100H192ZM216 101V102H217ZM248 101V100H247ZM264 101V100H263ZM64 102V104H63ZM100 102V101H99ZM102 102V101H101ZM124 102V101H123ZM128 102V101H127ZM191 102V100H190ZM198 102V101H197ZM222 102V101H221ZM80 103V102H79ZM117 103V102H116ZM129 103V102H128ZM138 103V102H137ZM164 103V101H163ZM250 103V102H249ZM258 103V102H257ZM120 104V103H119ZM124 104V103H122ZM134 104V103H133ZM160 104V103H159ZM192 104V103H191ZM202 104V103H201ZM82 105V104H81ZM126 105V104H125ZM137 105V104H136ZM135 105V106H136ZM161 105V104H160ZM195 105V104H194ZM200 105V104H198ZM249 105V104H248ZM117 106V105H116ZM121 106V105H120ZM186 106V105H184ZM183 106V107H184ZM202 106V105H201ZM209 106V105H208ZM219 106V105H218ZM223 106V107H224ZM259 106V105H258ZM91 107V106H90ZM200 107V106H199ZM205 107V106H204ZM211 108V106H209ZM221 107V106H220ZM249 107V106H248ZM246 107V109L248 108ZM264 107V106H263ZM81 108V107H80ZM162 108V107H161ZM170 108V107H169ZM191 108V107H190ZM193 108V107H192ZM196 108V106H195ZM187 109L185 111H183L182 114L179 115L180 112H178V115L181 117L180 119H176L174 120V118H171L169 117L171 120L170 121H173L172 123H175V121L180 122L182 123V126H186L182 127L183 130H186L187 127L189 126V128H194L198 130V127L200 128V126L202 125L201 123H205V119L209 120V113L207 114L209 117L208 118H205L204 115L202 112H200L198 109ZM209 108V109H210ZM251 108V106H250ZM254 108V107H253ZM257 108V107H256ZM61 109H64V111H66V113L64 114L63 117H60L62 114V111ZM124 109V108H123ZM186 109V108H185ZM200 109V108H199ZM210 110V111H213ZM262 109V108H261ZM79 110V109H77ZM103 110V109H102ZM115 110V109H114ZM122 110V109H121ZM165 110V109H164ZM171 110V109H170ZM241 110L243 111V113L245 112L246 114H244L242 116V112ZM257 110V109H255ZM61 111V113L59 112ZM110 111V110H109ZM117 111V110H116ZM163 111V110H162ZM177 111V110H176ZM179 111V110H178ZM206 111V110H205ZM95 112V111H94ZM100 112V111H99ZM114 112V111H113ZM161 112V111H160ZM204 112V111H203ZM209 112V111H207ZM16 113V118H14V114ZM101 113V112H100ZM111 113V112H110ZM169 113V112H168ZM239 113H241V115H239ZM259 113V112H258ZM93 114V113H92ZM98 114V113H97ZM114 114V113H113ZM116 114V113H115ZM159 114V113H158ZM173 114V113H171ZM177 114V113H176ZM213 114V115H214ZM74 115V114H73ZM79 115V114H78ZM77 115V116H78ZM81 115V114H80ZM86 115H88L86 113ZM134 115V114H133ZM175 115V114H173ZM177 115V117L179 118V116ZM264 115V114H263ZM50 118H48V117ZM89 116V115H88ZM111 116V115H110ZM121 116V115H120ZM170 116V115H169ZM172 116V115H171ZM240 116H242V118H239ZM252 116V115H251ZM256 116V115H255ZM45 117H47L50 121H52L53 123H56L58 124V127L56 126V128H53L55 126H49L47 124V121L45 119ZM76 117V116H75ZM83 117V116H82ZM93 117V116H92ZM102 117V116H101ZM165 117V116H164ZM173 117V116H172ZM253 117V116H252ZM97 118V117H96ZM131 118V117H130ZM167 118V117H166ZM165 118V119H166ZM258 118V117H257ZM264 118V117H262ZM112 119V118H111ZM132 119V118H131ZM157 119V118H156ZM254 119V118H253ZM115 120V119H114ZM130 120V119H129ZM164 120V119H163ZM256 120V119H255ZM16 121V122H17ZM50 121L48 123H50ZM159 121V120H158ZM168 121V120H167ZM169 121V122H170ZM186 121V123H185ZM205 121V122H204ZM210 121V120H209ZM257 121V120H256ZM255 121V122H256ZM90 122V121H89ZM95 122V121H94ZM99 122V121H98ZM120 122V121H119ZM124 122V121H123ZM88 123V122H87ZM97 123V122H96ZM102 123V122H101ZM126 123V122H125ZM129 123V122H128ZM163 123V122H162ZM209 123V124H208ZM145 124V123H144ZM176 124V123H175ZM179 124V123H178ZM255 124V123H254ZM258 124V123H257ZM9 125H12V122H10ZM14 125V124H13ZM110 125V124H109ZM113 125V124H112ZM140 125V124H139ZM155 125V124H154ZM153 125V126H154ZM160 125V123H159ZM171 126V124H169ZM205 125V124H204ZM7 126V125H6ZM89 126V125H87ZM100 126V125H99ZM105 126V125H104ZM127 126V125H126ZM130 126V125H129ZM137 126V125H136ZM166 126V125H165ZM179 126V125H178ZM193 126V127H192ZM259 126V124H258ZM2 127V126H0ZM17 127V126H16ZM103 127V126H101ZM106 127V126H105ZM122 127V125H121ZM125 127V126H124ZM172 127H177L176 125ZM181 127V126H180ZM203 127V126H201ZM206 127V125H205ZM254 127V126H253ZM15 127H13L14 129ZM58 128V129H57ZM110 128V127H109ZM149 128V127H148ZM154 128V127H153ZM160 128V127H159ZM259 128V127H258ZM11 129V128H10ZM105 129V128H104ZM102 129V130H104ZM107 129V128H106ZM117 129V128H116ZM123 129V128H122ZM135 129V128H134ZM144 129V127H143ZM156 129V128H155ZM178 129V128H177ZM175 129V130H177ZM201 129V128H200ZM205 129V128H204ZM203 129V130H204ZM255 129V128H254ZM7 130V129H6ZM9 130V128H8ZM17 130V129H16ZM78 130V132H79ZM137 130V129H135ZM153 130V129H152ZM175 130L171 131L174 132V134H178V133H175ZM188 130V129H187ZM193 129H191L192 131ZM195 130L194 132H200L199 130L197 131ZM4 131V129H3ZM11 131V130H10ZM81 131V130H80ZM105 131V130H104ZM146 131V130H145ZM151 131V130H150ZM154 131V130H153ZM158 131V130H157ZM168 131V130H167ZM169 131V132H170ZM189 132H191L190 130H188ZM188 131H185V132H188ZM2 132V131H1ZM7 132V131H6ZM13 132V131H12ZM77 132V133H78ZM82 132V131H81ZM83 132H86V131H83ZM91 132V131H90ZM123 132V131H121ZM155 132V131H154ZM160 132V131H159ZM163 132V131H162ZM182 132V130H181ZM184 132V131H183ZM188 132V133H189ZM193 132V131H192ZM192 132L189 134L191 136ZM194 132H193V136H194ZM4 133V132H3ZM15 133V132H14ZM13 133V134H14ZM18 132H16L17 134ZM114 133L117 134V132L115 131ZM113 133V134H114ZM124 133V132H123ZM146 133V132H145ZM152 133V132H151ZM156 133V132H155ZM158 133V132H157ZM205 133V132H204ZM6 134V133H5ZM111 134V133H110ZM109 134V135H110ZM115 134V135H116ZM149 135V133H146ZM153 134V133H152ZM160 134V133H159ZM158 134V135H159ZM167 134V133H166ZM198 134V133H197ZM201 134V132L199 133ZM21 135V134H20ZM69 135V134H68ZM92 135V134H90ZM120 135V134H119ZM157 135V134H155ZM163 136L164 133L162 134ZM172 135V136H173ZM188 135V136H189ZM196 135V134H195ZM12 136V135H11ZM25 136V137H26ZM80 136V135H79ZM85 136V135H84ZM87 136V135H86ZM123 136V135H122ZM139 136V135H137ZM160 136V135H159ZM163 136H160V138H152V142L149 143V145L147 146H143V151H140L139 153H137L136 155H132L133 156V162L137 164V162L141 161L140 163H144V162H147V165H148V162L151 163L152 166H160V162L163 161V155H161V152L163 151H160L161 149L165 148L163 146V144L167 143L163 140ZM175 136V135H174ZM173 136V137H174ZM178 136H180L178 134ZM177 136V137H178ZM24 137V138H25ZM93 137V136H92ZM115 137V136H114ZM135 137V136H134ZM152 137V135H151ZM176 137V136H175ZM183 137V135H182ZM195 137V136H194ZM199 138V136H196ZM257 137V136H256ZM12 138V137H11ZM24 138L22 139L24 141ZM99 138V137H98ZM97 138V139H98ZM106 138V137H105ZM111 138V137H110ZM168 138V137H166ZM172 138V137H170ZM188 138V137H187ZM15 138H12L11 140H14ZM20 139V138H19ZM58 139V140H57ZM107 139V138H106ZM112 139V138H111ZM131 139V138H130ZM136 139V138H135ZM151 139V138H150ZM165 139V137H164ZM178 139V138H177ZM175 139V140H177ZM181 139V138H180ZM183 139L185 138H182V141ZM250 139V138H249ZM78 140V139H77ZM96 140V139H95ZM116 140V139H115ZM168 140H171V139H165V141H168ZM174 141V139H172ZM86 141V139H85ZM84 141V142H85ZM118 141V139H117ZM124 141V140H123ZM181 141V140H179ZM248 141V140H247ZM256 141V140H255ZM73 142V141H72ZM75 142V141H74ZM93 142V141H92ZM110 142V140L108 141ZM163 142V143H162ZM178 142V141H177ZM253 142V140H252ZM65 143V142H64ZM71 143V142H70ZM88 144V142H86ZM106 143V142H105ZM123 143V142H121ZM125 143V142H124ZM145 143V141H144ZM171 143V141H170ZM58 144V143H57ZM56 144V145H57ZM68 144V143H67ZM104 144V143H103ZM116 144V143H114ZM128 144V143H127ZM53 146H55V144H52ZM64 145V144H63ZM69 145V144H68ZM67 145V146H68ZM75 145V144H74ZM92 144H89L88 146H90ZM129 145V144H128ZM131 145V144H130ZM184 145V144H183ZM59 146V145H58ZM120 146V145H119ZM136 146V145H135ZM152 146V150L149 149V147ZM56 147V146H55ZM66 147V146H65ZM70 147V146H69ZM73 147V146H72ZM110 147V145H109ZM123 147L125 149H122L123 151H128L132 150V146H124ZM53 148V149H52ZM93 148V147H92ZM63 149V148H62ZM65 149V148H64ZM70 149V148H69ZM96 149V148H95ZM102 149V148H101ZM107 149V148H106ZM105 149V150H106ZM110 149V148H109ZM108 149V150H109ZM134 149V148H133ZM183 149V148H182ZM251 149V150H252ZM84 150V149H83ZM92 150V149H91ZM97 150V149H96ZM95 150V151H96ZM112 150V149H111ZM110 150V151H111ZM116 150V149H115ZM136 150V149H135ZM135 150L134 152L132 153H135ZM138 150V149H137ZM179 151V150H178ZM181 151H184V150H181ZM53 152H55V150H53ZM71 152V150L69 151ZM84 152V151H82ZM103 152V151H102ZM128 152H125L128 153ZM166 152V151H165ZM68 153V152H67ZM90 153V152H88ZM108 153V152H107ZM121 153V152H119ZM55 154V153H54ZM69 154V153H68ZM87 154V153H86ZM111 154V152H110ZM115 154V155H114ZM118 154V153H117ZM124 154V155H125ZM164 154V153H163ZM170 154V153H169ZM178 154V153H177ZM184 154V153H183ZM188 154V152H187ZM57 155V154H56ZM73 155V154H72ZM98 155V153H97ZM104 155V153H103ZM112 155V154H111ZM113 155L117 157L116 153L113 152ZM189 155V154H188ZM58 158H59V155H57ZM78 156V155H76ZM96 156V155H94ZM99 156V155H98ZM107 159H108V155H106ZM110 156V155H109ZM167 156V154H166ZM170 156V155H168ZM167 156V157H168ZM178 156V155H176ZM73 157V156H72ZM82 157V156H81ZM80 157V158H81ZM123 157V156H122ZM178 157H181L180 154ZM183 157V156H182ZM65 158V157H64ZM63 158V159H64ZM85 157L83 156V161L85 160L84 159ZM87 158V157H86ZM115 158V157H114ZM118 158V157H117ZM115 158V159H117ZM121 158V157H119ZM132 158V157H131ZM172 160L174 159L173 157H171ZM171 158H168L171 159ZM185 158V157H184ZM69 159V158H68ZM75 159V158H74ZM92 159V158H91ZM94 159V158H93ZM92 159V160H93ZM98 159H101L100 157L95 159L98 161ZM103 159V158H102ZM122 159V158H121ZM167 159V158H166ZM165 159V160H166ZM177 159V158H176ZM181 159V158H180ZM183 159V158H182ZM189 159V160H190ZM198 159V160H197ZM262 159V158H261ZM79 160V159H77ZM76 160V161H77ZM81 160V159H80ZM124 160V159H123ZM131 160V162H132ZM178 160V159H177ZM186 160V159H185ZM184 160V161H185ZM81 161V162H83ZM96 161V162H97ZM102 160H100L101 162ZM115 161V160H114ZM171 161V160H170ZM176 161V160H175ZM70 162V161H68ZM72 162V161H71ZM80 162V163H81ZM86 162V161H85ZM92 162V161H91ZM95 162V163H96ZM113 162V161H112ZM128 162V161H127ZM129 162V163H131ZM132 162V163H133ZM166 161H164L162 164L164 165ZM168 162V161H167ZM179 162V160H178ZM102 163V162H101ZM117 163V162H116ZM119 163V162H118ZM122 163V162H121ZM128 163V164H129ZM177 163V162H176ZM180 163V162H179ZM191 163V162H190ZM83 164V163H81ZM97 164V163H96ZM99 164V162H98ZM115 164V163H114ZM127 163H122L120 165V168L123 167V169H126L128 166ZM100 165V164H99ZM135 165V166H136ZM143 165V164H142ZM177 167H178V164H176ZM175 165V167H176ZM184 165V163H183ZM90 165H88L89 167ZM119 166V165H118ZM131 166V165H129ZM134 166V167H135ZM145 166V165H144ZM150 166V165H149ZM171 166V164H170ZM185 166V165H184ZM183 166V167H184ZM50 167H53V169L55 168V170L52 172V173H44L45 170L47 171V169L49 170ZM80 167V166H79ZM86 167V166H84ZM95 167V165H94ZM97 167V165H96ZM100 167V166H99ZM101 167H104V166H101ZM133 167V166H131ZM131 167H129L130 171L133 169H131ZM140 167V166H139ZM176 167V168H177ZM182 167V166H181ZM182 167V169H184ZM194 167V166H193ZM82 168V167H81ZM118 168L117 166L115 167V170L118 171ZM157 168V167H156ZM162 167H160L161 169ZM52 169V168H50ZM104 169V168H103ZM113 169V168H112ZM128 169V168H127ZM159 169V168H157ZM172 169H174V167H172ZM90 170V169H89ZM93 170V168H92ZM98 170V171H97ZM96 171L98 173H100L102 170L101 168H98ZM109 170V169H108ZM121 170V169H119ZM128 170V171H129ZM140 170V169H139ZM138 170V171H139ZM176 170V169H175ZM174 170V171H175ZM181 170V168L179 169ZM190 170V169H189ZM82 171H83V168H82ZM106 171V170H105ZM122 171V170H121ZM141 171V170H140ZM146 171V170H145ZM158 171V170H157ZM170 171V170H169ZM172 171V170H171ZM178 171V170H177ZM29 172L28 174L33 173V174H30L29 177L26 178V175L28 176V174L25 175V179H22L21 176L24 177V174ZM48 172V171H47ZM93 172V171H92ZM111 172V171H110ZM113 172V171H112ZM127 172V171H126ZM132 172V171H131ZM167 172V171H166ZM185 172V171H184ZM191 172V171H190ZM83 173V172H82ZM81 172L79 173L80 175L82 174ZM102 173V172H101ZM104 173V171H103ZM106 173V172H105ZM109 173V172H108ZM114 173V172H113ZM135 173V172H134ZM168 173V172H167ZM92 174V173H91ZM91 174H88L86 173V175H91ZM94 174V173H93ZM111 174V173H110ZM128 174V172H127ZM158 174V173H157ZM170 174V173H169ZM191 174V173H189ZM84 175V174H83ZM96 175V173H95ZM98 176V175H96ZM110 176V175H109ZM21 177V178H20ZM122 177V175H121ZM125 177V176H124ZM136 177V176H135ZM155 177V176H154ZM157 177V180L159 181V187H158V190L156 192H158V194H163L170 190V189H174V190H180L182 188V186L179 185V182L177 183L176 181H174L173 179H169L168 180H164V179H161L162 177H164L163 174H159L156 176ZM172 177V175H171ZM95 178V177H94ZM100 178V177H99ZM2 179V180H3ZM21 179V180H20ZM138 179V178H137ZM143 179V178H142ZM177 179V178H176ZM164 180V181H163ZM15 181V180H14ZM100 181V182H99ZM120 181V180H119ZM108 182V181H107ZM188 183V182H187ZM39 185V186H38ZM119 185V184H118ZM144 185V184H143ZM154 185V184H153ZM5 186V185H4ZM8 185L6 184V187ZM91 186V187H90ZM105 186V185H103ZM107 186H111V184H107ZM151 185L149 184V186L147 187L148 189H151L150 187ZM10 187V186H9ZM140 187V186H139ZM2 188V187H1ZM0 188V189H1ZM5 188V187H3ZM2 188V189H3ZM109 189V187H107ZM146 188V189H147ZM155 188V187H154ZM31 189V188H30ZM97 189V188H96ZM138 189V188H137ZM4 190V189H3ZM100 190V189H99ZM107 190V189H106ZM113 191V189H111ZM115 190V189H114ZM126 190V189H125ZM139 190V189H138ZM10 191V192H9ZM143 191V190H142ZM141 191V192H142ZM250 191L251 194H250ZM3 192L2 190L0 191V196L3 195V194H7ZM16 192V190H15ZM42 192V191H41ZM95 192V190H94ZM93 192V193H94ZM98 192V190H97ZM96 192V194H97ZM104 192V191H103ZM108 192V191H107ZM125 192V191H124ZM188 192V191H187ZM24 193V192H23ZM27 193V192H26ZM25 193V194H26ZM89 193V192H88ZM92 194V193H91ZM111 194V193H110ZM117 194V193H116ZM126 194V193H125ZM132 194V193H131ZM11 195H13V193H11ZM10 194H8L7 196H10ZM19 195H22L19 193ZM38 195V194H37ZM64 195V196H63ZM23 196L22 195V198L20 199V196L19 198H17L16 196H14L15 198V204L13 205L14 206V209H19L21 211H23L24 209L26 208H31V207H36L37 203L35 204L34 202H32V200L30 201H27V199H23ZM61 196V197H60ZM93 196V195H92ZM90 195V198L92 197ZM112 197V196H111ZM115 197V196H114ZM95 198V197H94ZM102 198V197H101ZM251 198V199H250ZM3 199V198H2ZM93 199V198H92ZM120 199V198H119ZM43 200V199H42ZM59 200H56V201H59ZM132 200V199H131ZM50 201V200H49ZM62 201V200H61ZM5 202V201H4ZM68 202H69V199H68ZM42 203V202H41ZM71 203V202H70ZM77 203V202H76ZM185 203V204H184ZM59 204V203H58ZM64 204V203H62ZM81 204V203H80ZM94 204V203H92ZM139 203H137L138 205ZM264 204V203H263ZM76 205V204H75ZM86 205V204H84ZM231 205V206H230ZM262 205V206H261ZM92 207H94L93 205H91ZM149 206V205H148ZM74 207V205H73ZM91 207V208H92ZM116 207V206H115ZM33 208V209H34ZM10 209H13L12 207ZM13 209V210H14ZM150 209V208H149ZM230 209V208H229ZM234 209V208H233ZM43 210V209H42ZM48 210V208H47ZM46 210V211H47ZM76 210V209H75ZM96 210V209H95ZM147 210V209H146ZM7 211V210H6ZM10 211V210H9ZM38 211V209H37ZM49 211V210H48ZM224 211V212H225ZM230 211V210H229ZM32 212V211H31ZM34 212V211H33ZM54 212V211H52ZM91 212V211H90ZM235 212V211H234ZM236 212V213H237ZM17 213V212H16ZM100 213V212H99ZM226 213V212H225ZM253 213L257 214L255 216H253ZM21 214V213H20ZM221 214V213H220ZM252 214V216L250 215ZM17 215V214H15ZM19 215V214H18ZM41 215V214H40ZM39 214H26V213H23L21 214L20 217L22 218H19L18 219L20 221H22L21 223H17L16 220H10L8 222V225H5V226H8L6 227L5 229L7 230L5 232V239L9 240V238H13L17 244H18V247L19 249H22L23 253L24 254H21L23 261H25L24 263L25 264H112V261H108L109 260V254L111 253V249L108 250V246H103L102 242H100L98 239L92 237V236H95L94 233L93 235H91L93 229L91 227H93L91 225V222L89 220H85V219H80V218H83V217H80V218H76V220H78V224L81 223V226L80 228H78V230L80 229V233H76L78 231H75V233L77 234H81L80 236H75L77 238H74L72 239L71 237H69V234L68 232L73 229H68V232H66L67 234H65V230L67 229L66 227L64 228L61 224H59L58 222L57 223H53L50 221L52 220V218L50 219L49 217H46V215L42 214V216H40ZM54 215L55 214H49L48 213V216L50 217H53L54 218ZM225 215V214H223ZM229 215V214H227ZM250 215V216H249ZM63 216V215H62ZM46 217V218H45ZM72 217V216H71ZM75 217V215H74ZM78 217V216H77ZM226 217V216H225ZM229 217V216H228ZM45 218V219H44ZM50 219V221L48 222V220L46 219ZM233 218V216H232ZM231 218V219H232ZM70 219V218H69ZM68 219V221H69ZM75 219V218H74ZM224 219V218H223ZM226 219V218H225ZM230 219V218H229ZM5 220V218H4ZM18 220V221H19ZM75 220V222H76ZM73 221V220H72ZM231 221V220H230ZM233 221V220H232ZM80 222V223H79ZM238 222V221H237ZM231 223V222H230ZM234 223V222H233ZM241 223V222H240ZM75 224V223H74ZM95 224V223H94ZM93 224V225H94ZM232 225V223H231ZM264 225V224H263ZM68 226V225H67ZM95 226V225H94ZM234 226V224H233ZM4 228V227H3ZM233 229V227H231ZM75 229V228H74ZM94 229H96L94 227ZM258 229V230H257ZM92 230V231H91ZM263 230V228H262ZM70 231V233H71ZM249 231V232H248ZM37 232V233H36ZM74 232V231H72ZM94 232V231H93ZM195 232V231H194ZM73 233V234H75ZM2 234V233H1ZM72 234V233H71ZM72 234V236H73ZM91 235L90 238H94V240H90L88 239L87 240V237H84L83 235ZM264 234V232H263ZM65 235H68L69 239L65 236ZM194 235V234H193ZM255 235V236H256ZM71 236V235H70ZM264 236V235H262ZM261 236V238H262ZM254 237V235H253ZM71 238V240H70ZM86 238V239H85ZM257 238V237H256ZM96 239V240H95ZM234 239V240H233ZM250 239V240H249ZM253 240H255L253 238ZM249 241L251 244H249ZM256 241V240H255ZM255 241H252V242H255ZM264 241V240H263ZM228 242V243H227ZM257 242V241H256ZM262 242V240H261ZM105 243V242H103ZM260 243V242H258ZM254 244V243H253ZM261 244V243H260ZM12 245V244H11ZM14 246V245H13ZM13 248V247H12ZM258 248V247H256ZM264 248V247H263ZM251 249V250H250ZM114 250V249H113ZM264 250V249H263ZM262 251V250H261ZM114 252V251H113ZM116 252V251H115ZM162 252H160L158 255H156L155 257L158 258L160 256H162ZM262 253V252H261ZM190 254V253H189ZM115 255V254H114ZM186 256V255H185ZM189 256V255H188ZM191 257V255H190ZM189 257V258H190ZM260 257V258H259ZM262 257V258H261ZM126 257H124V260H125ZM193 258V257H192ZM196 258V257H195ZM193 258V259H195ZM193 259H190V264L191 263V260ZM120 260V259H119ZM118 260V261H119ZM176 260V261H175ZM185 260V259H184ZM183 260V261H184ZM188 260V259H187ZM197 260V259H196ZM195 260V261H196ZM117 261V260H116ZM181 261H177L178 263ZM210 261V260H209ZM176 262V264H177ZM187 263H189L188 261H184ZM193 262V261H192ZM115 263V262H114ZM117 263V262H116ZM201 263V262H199ZM121 264V263H120ZM175 264V263H173ZM195 264V263H194ZM209 264V263H207ZM211 264V262H210Z\"/></svg>","mask_w":264,"mask_h":264}]
</instances>
